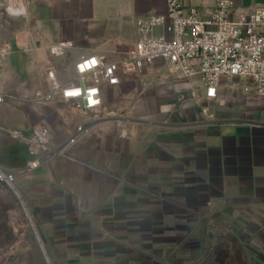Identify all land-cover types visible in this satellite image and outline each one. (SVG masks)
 I'll return each instance as SVG.
<instances>
[{"label":"crops","instance_id":"1","mask_svg":"<svg viewBox=\"0 0 264 264\" xmlns=\"http://www.w3.org/2000/svg\"><path fill=\"white\" fill-rule=\"evenodd\" d=\"M79 2L39 0L30 13L20 7L22 27L2 40L11 49L1 74L12 95L0 103V163L6 167L33 159L6 128L31 135L41 123L57 144L90 114L64 110L60 99L30 100L41 83L40 48L65 82L75 76L81 55L115 57L136 39V17L166 10L165 0H136L119 31L94 30L72 13ZM85 31L94 33L86 37ZM17 36L26 38L28 49L18 48ZM65 40L73 42L65 56L47 53ZM15 53L25 55L19 71L11 68ZM234 83L222 80L217 97L206 100L198 78L177 79L155 60L105 86L104 111L116 114L109 98L121 95L117 110H128L134 120L101 123L72 146L75 160L56 156L17 180L51 264H235V244L249 249L241 253L253 264H264V99Z\"/></svg>","mask_w":264,"mask_h":264},{"label":"built area","instance_id":"2","mask_svg":"<svg viewBox=\"0 0 264 264\" xmlns=\"http://www.w3.org/2000/svg\"><path fill=\"white\" fill-rule=\"evenodd\" d=\"M165 3V11L136 17V39L125 49L115 50V57L100 53L81 55L74 63L76 76L65 82L58 78L48 55L38 61L41 83L30 100L49 103L60 99L71 104L72 109L90 114L57 144L52 143L51 133L41 123L33 125L31 135L18 129H5L9 136L28 145L33 159L17 168L0 164V184L19 198L34 229L17 180L56 156L75 160L70 152L72 146L113 117L103 115L105 86H117L123 77L142 73L146 65L161 60L177 79L198 78L204 86L206 100L217 97L222 80L238 81L239 84L233 85L264 99V3L248 7L241 6L237 0H198L196 3L165 0ZM9 11L10 6L0 0V18ZM16 38L21 39L16 42L19 49H28L24 36ZM72 47V41H60L48 46L47 53L65 56ZM10 53L9 46L0 39V103L12 97L1 82ZM115 121L124 124L121 119Z\"/></svg>","mask_w":264,"mask_h":264},{"label":"rangeland","instance_id":"3","mask_svg":"<svg viewBox=\"0 0 264 264\" xmlns=\"http://www.w3.org/2000/svg\"><path fill=\"white\" fill-rule=\"evenodd\" d=\"M9 1L10 0H3L5 5L8 4V6H10V11L0 18V39L4 41L13 39L25 20V15L20 11L21 6L13 7L10 5ZM38 1L39 0H19V3L20 5H26L27 12L30 13L35 8V3ZM79 1L75 12L72 13L76 15L79 14L78 18L84 20L82 26L86 24L88 29L119 31L124 17L130 13L131 9H134L133 5L136 0ZM252 3H264V0H252ZM163 4L164 3L161 1L160 6L163 7ZM93 33V31H85L84 35L89 37ZM76 34L77 32H74V35L72 34L74 38ZM65 37H67V34ZM57 64L60 65L61 63L57 62ZM23 65H25V55L23 53H15L12 56L11 68L19 71L22 70ZM63 66H65V75L71 78L73 76V70L71 69L70 62L65 61ZM74 75L76 76V74ZM129 86V84H124L123 89L129 88ZM120 100H122L121 95L110 97L109 103L112 105V109L115 110L116 114H109L108 111H104L103 115H125L124 112L127 113L128 110L123 112L117 110L119 107H117L116 101L122 103ZM71 106V104H66L63 101L60 102V107L64 110L71 111ZM128 114L119 118L116 116L112 117L108 122L110 121L117 124L115 121L117 119H121L124 122L126 120H134L132 116ZM28 212L32 217L29 209ZM39 238L40 235L37 228L34 229L32 226L19 198L5 185L0 184V264H51L46 258V253L40 245ZM242 246L241 244H235V264H253V260L249 258L248 255L246 258L245 253H241L242 249L247 250V254L249 251L246 246ZM242 255L245 256V259L241 258Z\"/></svg>","mask_w":264,"mask_h":264},{"label":"bare ground","instance_id":"4","mask_svg":"<svg viewBox=\"0 0 264 264\" xmlns=\"http://www.w3.org/2000/svg\"><path fill=\"white\" fill-rule=\"evenodd\" d=\"M9 3L13 7H20L21 6V8L23 10L25 9V6L24 5H20L19 0H10ZM39 55L46 57V51H45V48L44 47H42V48L39 49Z\"/></svg>","mask_w":264,"mask_h":264},{"label":"water","instance_id":"5","mask_svg":"<svg viewBox=\"0 0 264 264\" xmlns=\"http://www.w3.org/2000/svg\"><path fill=\"white\" fill-rule=\"evenodd\" d=\"M27 147L28 145L26 143H24ZM31 156L33 157V155L31 154ZM1 164V163H0ZM2 165V164H1ZM4 166V165H3ZM41 247L43 248L42 244L40 243ZM48 260V259H47ZM49 261V260H48Z\"/></svg>","mask_w":264,"mask_h":264}]
</instances>
